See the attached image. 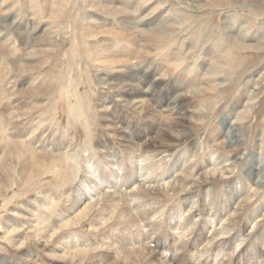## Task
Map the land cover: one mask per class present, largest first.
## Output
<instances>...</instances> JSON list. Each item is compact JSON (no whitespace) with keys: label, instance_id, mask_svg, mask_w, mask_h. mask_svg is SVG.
<instances>
[{"label":"rangeland","instance_id":"374dc122","mask_svg":"<svg viewBox=\"0 0 264 264\" xmlns=\"http://www.w3.org/2000/svg\"><path fill=\"white\" fill-rule=\"evenodd\" d=\"M9 1L10 2L7 3L8 0H0V134L2 135V129L4 128L3 130L7 131L3 136L4 141L10 144L12 143L20 145V148H22L26 152L57 156L58 164L62 165L61 173L63 174V178L71 177V179L69 178L70 180L65 182L63 186L56 184L59 187H56L55 185L53 188H51L54 194L56 192L55 189H57V191H62L63 194L69 189L72 190L71 187H73V184H75V182L78 181L79 178H86L87 176L86 173L81 172V168L79 166H75L76 164H74V162L67 157V155L69 154L68 152H70L71 150L78 151L79 147L85 145V142L92 145L94 140H99L102 143L107 142L105 145H107L109 149L112 148L113 150L115 148L114 150H117L115 141H117L116 137L118 133L127 134L131 139L134 138V132H131L129 130L125 131L123 127H121V124L117 123V113L119 116L123 115L124 119L127 121L135 119L137 120L138 117H141L142 122L150 121L151 124L154 121V117H158L159 123H168L172 121V119L167 117L168 114H165L166 107L160 104V98H150L146 95H142L139 97L137 96V100H140V105L137 107H147L148 109V112L142 111L138 114L137 111L133 112V110L126 109L127 102L124 97H122V95L117 92L110 93L108 92L107 88H103V82H106V80L112 81L113 78L111 75L104 76L101 74H106L107 72L104 65L95 64L100 66L98 68H95L93 64L88 63V55L90 54V51L94 49V46H96L95 39L85 37L86 34L83 31H79L81 26L80 24H82L81 17L84 18L86 16V12L91 11L89 9L84 12V4L86 3L85 0L82 3L79 2L80 0H72L71 3H63V5L65 4L64 7L62 5L64 10L62 9V7L60 8V6L58 7L57 5V8H60V11L54 9L56 8V5L54 6V4L56 3L55 0H51L50 2H45V0H15L16 2L14 0ZM121 1L122 4L119 5L123 6V2H127L129 0ZM154 1L155 0H151L152 3ZM194 1H196L197 4L203 6H201L203 8V13L199 17L194 16V18H188L187 21L193 28L197 27V29H200L202 34V31L204 29H210V34L212 35H210L209 41L215 40L220 35V29L222 25H224L225 22H232V20L233 22L237 21L236 24L238 25L242 22L244 26H250L253 31H258V35H253L255 36V40L247 42V44L250 45V49L247 51H240L238 57L236 58L238 63H242V68L237 70V61H234L235 66L232 68L233 72H230V69L226 68L225 72L226 74H229L231 80L226 83L220 82V91H216L211 94H205L193 90L196 93L188 96L187 106L195 105L197 108L198 105L197 111L188 113V120H186V123L184 124L189 134V139L187 138L186 140H184V142L177 145L178 147L176 146L175 150L173 149L171 152L161 153L154 151L153 154L150 153L151 155L146 154L145 156L150 159L154 158L152 161L156 160V164L161 165L158 169V173L167 174V177L164 178V180L162 179L161 181H158L159 183L155 184L156 186L154 187H157L159 185V187L162 188V186H164L169 191V193L167 192V196L170 194L167 199L172 198V201L176 199L177 201L174 202V204L176 205L179 202L180 204H178V206L184 207V209H181V213L183 216L181 217L180 221L182 222V220H184L186 216L193 215L192 227L193 229H195V231H197V234L199 233L198 236H200L202 240L201 245L199 246L200 249L198 248L197 250H201L203 247H221V250L223 251L220 253V256L216 258V261H221L224 262V264H227L228 258L224 257V255L222 254L229 250L231 237L234 235V233L233 231H230L231 234H226V236L216 235L215 239L212 240V235L216 231H218L221 226L226 225L228 217L226 216L227 214H222L220 223H218L216 219L209 222L199 221L197 216L195 217L193 214L194 211L198 209L199 205L200 199H198V197L200 193L198 194V192L203 191V193H207L210 191V189L212 190L216 187L220 188L223 195H218L217 199L218 201H220L219 203H221L220 205L222 207L226 206L230 202L231 205L236 208L239 207V201H241L242 199L244 200V198H249L247 199V205L249 206V211H247V213L249 217L246 216L235 227V230L239 231L240 233H242L243 231L245 232L243 235L245 238L243 236H240L238 237L237 241H233L235 243V246L237 245V243L241 245L236 248V250L234 251L235 253H233L231 257L234 258V264H255V262H257L258 264H264V256H257L256 253H253V249L248 250L251 251L249 252L248 257H245L244 255V249L248 244H251V238L254 233L256 231H260V229H262V232H264V185H262L258 190L254 186L251 187V184L246 180V182L242 183L244 180L243 179L242 182L239 183V186L236 187L234 191L230 192L228 191L227 185L224 183L229 179L240 177L242 175V167L244 166L245 162H247V160H249V158L252 156L251 152H253V156H255L254 159H260L261 163L264 165V74L262 75L263 78L261 79L258 86V96L253 112L245 119H238L236 121V123H238L237 128L239 130V141L236 144L225 148L224 146H220L217 144V141L221 142L223 140L220 137L219 140H217L219 134L210 136L209 133H207L210 127L212 128L213 125H218L217 123L220 122L219 120L229 115L231 105L234 101H236L238 96L241 99L242 93L238 94L237 96V90H239V88L243 84L248 82V85H245L246 90L244 89L243 91V93L247 94V91L250 89V87H253L255 84L254 76L256 75V72L258 73L261 66L264 67V0H191V2ZM168 3H170L168 2V0L164 3L166 4V7L169 6ZM175 8L176 7L171 9L173 15H175L176 13L174 12ZM55 10L57 11V18H54L55 20L50 19L49 15H54L53 12ZM162 10L163 9L157 10L155 13L151 14V19L153 18V16H155L154 14L162 13ZM232 13L234 15H232ZM91 14L93 17V13ZM164 14L168 16L167 13ZM96 19L97 17H94L92 20ZM131 20L135 22V25L139 21V19H134V17ZM249 21L251 23H249ZM175 24H178V22H176ZM233 28H236V25ZM79 33L80 35H77ZM75 37L77 38L75 39ZM183 37L185 36L181 35L179 38L174 39L180 42L179 40H181ZM109 40L110 38L106 40L104 44H106L112 52H115L118 49V52L116 51L115 53H117L119 56L123 54L122 50L127 49V51H132L131 47H125L123 44H121V42H110ZM185 41L188 42V40ZM227 41L229 42V40ZM197 46L199 47L200 43H197ZM172 47L176 48V46L174 45ZM75 49L77 51V54L74 51ZM135 49L138 51L135 52V57L140 58V60L142 61L146 60L150 63L152 62L153 67L147 71L153 72L155 74L157 71L156 69L159 68L162 75L167 74V76L164 78V81L162 83H159L160 89L164 88L166 86V83L171 84L174 79L180 80L188 77L187 72L190 71V69L192 68L191 66H193V58L189 56L184 64H182L181 67L176 70L174 68V65H172L170 62H166L165 59L162 60V57L170 51L167 48H165L164 52H168H165V54L163 55L159 54L158 51L154 49L153 53H150V55H148L147 57L145 51L138 47ZM138 49L142 50L143 53L141 51L139 52ZM172 50L173 49H171V51ZM79 51L81 52V54ZM198 51L199 50H197V52ZM78 55H80V57L82 58L84 57L87 59L84 60L83 58V60H81L82 58L80 59ZM130 56L131 55L126 56L127 58L120 57L117 63H119L123 58L122 60H126L127 63L129 62V68L131 66L134 68V64L136 65V63L134 62L135 57ZM76 59H78V61H76ZM126 62L120 63L118 65L120 66L121 64H127ZM135 67L136 68L134 71L136 72V70H138L139 68L137 67V65ZM120 69L123 70L122 68ZM96 72L98 74H96ZM117 75L118 74H113V77H116ZM101 78H103V82L99 81L101 80ZM125 79V77H120V80L122 82H124ZM68 81H71V85ZM77 83H80V86H78ZM74 84L77 88L74 87ZM61 85L65 87H62ZM73 87L77 89V96L80 97L82 101H86L89 103L88 107H85L84 111L88 116V125H90L92 129L86 128L87 126L86 124H84V122H75L71 119V117L67 115V113L65 114L66 100L64 98L62 100L61 98H59L61 95L60 90L66 95H69L73 92ZM78 89L83 90L78 91ZM69 90L72 91L70 92ZM238 93H240V90ZM137 100L132 99L131 103L134 104ZM102 102H104V104H102ZM149 104L150 107L153 105V107H151V110L149 109ZM52 105H54L56 111H52ZM199 105L203 107L199 108ZM129 108H132V106H130ZM55 112L57 113V115H55ZM159 112L160 117L158 116ZM108 115L114 117V121L117 127L115 131H112L109 121L104 120ZM53 116L55 117V119H52ZM232 116L233 119L235 117H243L239 115V110L235 111V113H232ZM18 130L22 132H24L25 130L24 133H26L27 137L20 139ZM55 142H57V144ZM51 144L54 147L51 146ZM60 145H64L67 148L63 150L56 148ZM179 153L180 155L183 154V156L181 157L182 166L180 168L171 167L170 165L172 161ZM83 155L86 156V154ZM136 155H138V153H136ZM24 157L26 158V156ZM2 159L4 160L5 158L4 151H2V145L0 144V173H4L6 171L5 168H13L15 171L12 175L15 180V176L17 174L16 165L10 164L5 160L2 161ZM61 159H64V163ZM235 159L237 161H235ZM210 160H218L219 163L218 165H216V167L213 168H209V166L204 167L203 164H205L206 161ZM38 161H40V159L35 160V162L33 161L34 166H36L37 168H39L36 165ZM139 163L140 162H138V164ZM140 164L145 165L147 164V162H142ZM70 167H72V171H70ZM199 167L204 171L200 170L202 172H199L197 175L196 171ZM187 169L191 173H193V176L190 177L188 174H182ZM186 175L187 177H185ZM181 178H185L187 180H184V186L182 185V183L181 185L179 183V181L182 180ZM142 180H144V178ZM34 182L35 179L31 183L34 184ZM171 182L177 189L175 191L172 190L173 192L171 191L169 185L171 184ZM178 184L181 186V188ZM194 184L198 186L200 185L199 188H195ZM243 184H246V193H244L243 197L236 198L235 194L241 193L238 191H240V186L242 187ZM13 185L14 186H12V188H10L9 191L5 193L6 197L3 199L4 201L0 199V264H66L64 263L63 258V260L59 258L61 256L59 252L60 248H58L57 245L56 247L53 244L52 237L50 238V234L46 237L47 239L35 235V230L37 231V228L42 230L45 225L49 224L50 220H52V217L47 218L46 224L37 226V219L36 217H33L34 213H32V215L27 213L29 212V208H31L30 204H32V198L40 197L42 191H46L49 185L45 184L46 187L43 186L37 190L34 189L33 191L32 189H27L24 194L20 182L14 181ZM147 185L148 184L145 185L146 188H148ZM2 186L3 185L0 175V188H2ZM152 187L153 186H151V188ZM105 189V191L108 193L114 192L110 188ZM135 189L136 188H134L133 190ZM179 189H182L183 191L178 193ZM124 191L126 190L122 189V194L124 193ZM128 192L129 191H127V193ZM230 194H232V198L230 197ZM97 198L98 195L96 192H94L92 195V201ZM206 199L209 200L208 198ZM9 200L10 204L7 203V201ZM139 202V204H142L143 201L140 199ZM245 204L246 203L242 204L241 206H245ZM256 206L257 208H255ZM133 213L137 217V214H135V212ZM161 213L162 209L159 208L158 213L155 214L154 219H150V223L153 222L155 218L160 216ZM192 227L189 226L188 231H190ZM139 229L143 232V238L144 242H146V246L151 249L157 247L155 246V243L153 241L156 239L159 233L163 234V239L160 238V241L166 246H171L173 242L175 244H180V242L182 243L183 241L186 242V240L189 242V240L192 239V236L191 238L190 236H188L185 237V239L177 238L176 241H174L173 237L171 236H175L176 230H169L161 224L157 226V229L160 231L155 232V234H152L154 229L148 228V226H146L143 221H140ZM82 230L84 232L91 231L86 230L85 227L84 229H81V231ZM91 232L89 233V235H95V233L97 234V231H95V233ZM89 235L88 237L82 236L83 238L77 239L75 241L78 244H81L84 240L85 242H87L91 239L94 244L98 243V248H96V250L98 251L96 252V250H93L96 254H90L89 251L87 253L88 255L86 254V256L88 257H86L84 262H81V264H89V262H92L91 264H96L98 263V259H101L99 257V254L102 253L100 256L108 252L110 254V251H108L104 245H101V247H99V245L101 244V238L99 236H90L91 238L88 239ZM262 237L264 238V235ZM263 240L264 239H261V241ZM49 242L52 244L50 245ZM66 242H69V239H67ZM85 242L83 245H86ZM109 243L110 242H107V244ZM60 244L62 245L63 242ZM44 246H46V249ZM259 246L261 245H258V243H256V248ZM87 247L89 246L87 245ZM135 248L139 251L147 252V249H141L138 245H135ZM260 248L264 250V243ZM86 249L90 250L91 248L89 247ZM166 254L167 253H164L162 256V258L166 257L164 260H168V262L166 261L164 262V264H185V261L192 263L194 261V259H188L186 257L184 259L181 253L178 252L173 254L174 259L178 258V261L175 259L176 263L174 261L169 262L170 255ZM50 255L55 256V258L51 257ZM206 256L208 258V261H210H207V264H212V253L211 255L209 253V255ZM92 257H94L95 259H93ZM86 259L88 261H86ZM99 261L101 262L102 260ZM246 261L247 263H245Z\"/></svg>","mask_w":264,"mask_h":264},{"label":"bare ground","instance_id":"6f19581e","mask_svg":"<svg viewBox=\"0 0 264 264\" xmlns=\"http://www.w3.org/2000/svg\"><path fill=\"white\" fill-rule=\"evenodd\" d=\"M50 1L51 0H45V2ZM55 1L56 3L54 4V6L56 5V8L54 9L59 10L62 7L63 3H71L72 0ZM83 1L84 0H80L79 2L82 3ZM85 1L86 3L84 4V12L90 9L91 11H93L90 12L93 13L94 16L92 17V14L90 12H86V16L84 18L81 17L82 24H80L81 26L79 31H83L86 34L85 37L95 39L96 46H94V51L91 50L90 54L88 53V63L93 64L95 68L100 67L99 65L95 64L104 65L107 72L105 71L106 74H101L104 76L111 75L113 78L112 81L106 80V82L103 80V78H101V80L99 81H104L103 88H107L108 92L110 93L117 92L122 95V97H124L127 102L126 109L133 110V112L137 111L138 114L142 111L148 112L147 107H137L140 105V100H137L139 96L146 95L150 98H160V104L166 107L165 114H168L167 117L172 119V121L168 123H159L158 117H154V121L152 122V124L150 121L142 122L141 117H138L137 120L135 119L127 121L124 119L123 115L119 116L117 113V123L121 124V127H123L125 131L129 130L131 132H134V138L131 139L127 134L118 133L116 137L117 141H115L117 150H114L115 148L113 150L112 148L109 149V147L105 145L107 143L106 141H104L106 143H102L99 140H94L92 145L85 142V145L79 147L78 151L71 150L70 152H68L69 154L66 152L68 154L67 157L70 158L74 162V164H76L75 166H79L81 168V172L86 173L87 176L86 178H79V180L76 181L75 184H73V187H71L72 190L69 189L68 191L64 192V194L62 193V191H57V189H55L56 192L54 194L51 189L56 184L63 186L65 182L71 179V177L63 178V174L61 173L62 165L58 164L57 156L50 154H34V152L29 153L20 148V145L5 142L3 136L7 131L3 130V128L2 135L0 134V144L2 145V151H4V160L10 164L16 165L17 174L15 176L16 179L14 180L12 174L15 170L13 168H5L6 171L2 174L0 173L1 182L3 185L2 188H0V199L3 200L6 197L5 193L8 192L9 189L12 188V186H14V181H18L21 183L23 194L27 191V189H32L33 191L34 189L37 190L43 186L46 187L45 184L49 185L46 191H42L40 197L32 198L31 201L33 205L30 204L31 208H29V212H25L31 215L32 213H34L33 217H36L37 219V226L46 224L47 218L52 217V220H50L49 224L45 225L42 230L38 228L37 231L35 230V235H38L41 238H46L50 234V238L52 237L53 244L55 246L57 245L58 248H60V251L58 250L61 255L59 258H63L64 263L66 264H81V262H84L85 258L88 257L86 256V254L89 251L90 254H96L93 250H96V248H98V243L94 244V242L91 241L90 236H99L101 238V244L99 245V247H101V245H104L106 249L110 251V254L109 252L102 256H100L102 253L99 254V257L101 259H98V263L96 264H164V262H168V260H164L166 257L162 258L164 253L170 255L169 262L174 261L176 263V260L178 258H175V260L173 254L178 252L181 253L184 259L185 257L188 259H194L193 263L185 261V264H207L208 258L206 255H209V253L210 255L212 253V264H224V262L216 261V258H218L220 256V253L223 251L221 250V247H203L201 250H197L201 245L202 240L201 237L198 236L199 233L197 234V231H195V229H193L192 227L193 215L186 216L185 219L182 220V222L180 221L181 217L183 216L181 213V209H184V207L178 206V204H180L179 202L175 205L174 202L177 201L176 199L173 201L172 198L167 199L170 194L167 196V192L169 193V191L164 186L161 185L162 188H160L159 185L157 187H154L156 186L155 184L159 183L158 181H161L162 179L164 180V178L167 177V174L158 173V169L161 165H157L156 160L152 161L154 158L150 159L145 155L150 153L153 154L154 151L161 153L171 152L173 149L175 150V147L177 145L184 142V140L188 138L189 134L184 124L186 123V120H188V113L198 110V105L197 108L195 105L187 106L188 96L196 93L197 91L205 94H211L213 92L220 91V82L226 83L231 80L229 74H226L225 72L226 68H229L230 72L233 70L232 68L235 66L234 61H237L236 58L238 57L240 51H247L250 49V45H248L247 42L255 40V36L258 35V31H253L250 26H244L242 22L238 25L236 24L237 21L233 22L232 20V22H225L226 24L224 23V25H222V30L220 29V35L215 40L209 41V37L210 35H212L210 34V29H204L202 31V34L200 29H197V27L193 28L187 21L188 18H194V16L199 17L203 13V6L197 4L196 1L191 2V0H168V2H170L168 3L170 7H166V4H164L167 0H155L153 3L151 2V0H129L127 2L124 1L123 6H120L122 4L121 0ZM9 2L10 1L8 0L7 3ZM57 5L58 7L60 6V8H57ZM174 7H176L174 9V12H176L175 15H173L171 11V9ZM159 8L163 9V12L154 14L155 16H153L152 20V16L150 15L155 13L157 10H161ZM56 10L54 12L52 11L54 15H49L50 19L57 18ZM164 13H167L168 16ZM232 15L234 14L232 13ZM94 17H97V19L92 20ZM133 17L134 19H139L136 25L134 24L135 22L131 20ZM176 22H178V24H175ZM249 23L251 22L249 21ZM235 25L236 28H233ZM80 33L77 35H80ZM179 33L185 36L181 40H179L180 42L174 39L181 36ZM108 37L110 38V42H121V44H123L125 47H131L132 51H127V49L122 50L123 54H121L120 56L115 53L118 49L115 52H112L108 48V46L104 44L106 40L109 39ZM76 38L77 37H75V39ZM185 40H188V42H186ZM227 40H229V42ZM197 43H200L199 47L197 46ZM173 45L176 46V48H173ZM137 47L145 51V53L147 54L146 57L150 55V53H153L154 49L158 51L159 54L163 55L165 54V52H168H164L165 48H167L170 51L162 57V60L165 59L166 62H170L172 65H174V68L176 70H178V68L181 67L182 64H184L189 56H191L193 58V66H191L192 68L187 72L188 77L180 80L174 79L171 84L166 83V86L160 89L159 83H162L164 81V78L167 76V74L162 75L159 68L156 69L157 71L155 74L153 72L147 71L153 67V64L152 62L150 63L146 60L142 61L140 60V58L135 57V52L137 51L135 48ZM76 49L74 50L75 53L77 52ZM171 49L173 50L171 51ZM142 50H139V52H142ZM197 50H199V53L197 52ZM129 55L135 57L134 62L139 68L138 70H136V72L134 71L136 65L134 64V68L132 66L129 68V62L127 63L126 60H122L123 58L119 63H117L120 57H126ZM78 56L80 59L82 58L80 57V55ZM83 58L81 60H83ZM85 59L87 58H84V60ZM76 61H78V59H76ZM125 62L127 64H121L120 66L118 65ZM236 63L237 70L242 68L241 62L238 63L237 61ZM120 68H122L123 70H121ZM96 74L98 73L96 72ZM113 74L118 75L116 77H113ZM263 74L264 67L261 66L258 73L256 72V75L254 76V86L250 87L246 94L243 93V91L245 89V85H248V82L243 84L239 88L240 93H238L239 90H237L238 92H236L237 96L238 94L242 93L241 99L239 96L238 98L236 97V101H234L231 105L229 115L219 120L220 122L217 123L219 126L213 125L212 128L210 127V129L208 130L207 133H209L210 136L219 134L217 140H219V137L223 139L221 142L217 141L218 145L228 148L239 141V130L237 128L238 123H236V121L238 119H245L253 112L258 96V86L261 79L263 78ZM121 76L126 78L124 82L120 80ZM70 82L69 84L71 85ZM75 84L74 87L77 88ZM79 84L78 86H80ZM75 88L73 89V92L70 93L71 95H66L60 90L61 95L60 97H58L61 98V100L63 98L66 100L65 114L67 113V115L71 117V119L75 122H84V124H86L87 126L86 128L90 129L91 127L90 125H88L87 121L88 116L84 111L85 107H88L89 103L86 101H82V99L77 96V89ZM79 90L83 89H78V91ZM193 90H195L196 92H194ZM132 99H136V103L132 104ZM102 104H104V102H102ZM54 105H52V111H56ZM130 106H132V108H129ZM151 107H153V105ZM151 107L149 104L150 110L152 109ZM200 107L203 106L199 105V108ZM237 110H239V115L243 117L240 116L241 118L235 117L233 119L232 117L234 116V114L232 116V113H235V111ZM55 115H57L56 112ZM158 116L160 117V112ZM53 118L55 119L54 116L52 117V119ZM104 120L109 121L112 131H115L117 129L113 116L108 115ZM24 132L18 130L20 139L27 137L26 133ZM55 143L57 144V142ZM51 146L53 145L51 144ZM56 148L63 150L67 147L64 145H60ZM136 153H138V155H136ZM251 153L252 156L249 158V160H247V162H245L244 166L242 167V175L240 177L229 179L224 182L228 187V191H234L243 179L244 180L242 183L247 181L251 184V187L254 186L258 190L262 185H264V165L261 163L260 159H254L255 156H253V152ZM83 154H86V156H84ZM24 156H26L28 161ZM182 156L183 154H177L170 166L174 168H180L182 166ZM37 159H40V161L36 163L39 168H37L33 164V161L35 162V160ZM4 160L2 159V161ZM61 160L64 163V159ZM235 161L237 160L235 159ZM138 162H147V164H138ZM218 163V160H210L206 161L203 166H209V168H213L216 167ZM200 170H202V168L199 167L196 171L197 175L199 172L204 171ZM70 171H72V167H70ZM182 174H188L190 177L193 176V173H191L188 169ZM185 177H187V175ZM141 178H144V180H142ZM34 179L35 182L34 184H32L31 182H33ZM184 180L187 181L185 178L179 181L180 185L181 183L183 185ZM146 184H148V188H146ZM150 185L154 188H151ZM169 185L171 191L177 190L172 182ZM245 185L246 184H243L242 187L240 186V191L238 192L241 193L235 194L236 198L243 197L244 193H246ZM199 186L194 184L195 188H199ZM56 187L59 186L56 185ZM105 188H110L114 192L108 193L105 191ZM134 188L136 189L133 190ZM122 189L126 190L123 194L121 192ZM127 191L129 192L127 193ZM182 191V189H179L178 193ZM94 192L97 193L98 198L92 201V195ZM198 194V199H200L199 205L198 209L194 211L193 214L195 217L197 216L199 221L209 222L216 219L218 223H220L222 214H227L226 216L228 217V220H225L226 225L221 226L219 230L214 234L212 232V240L215 239L216 235L226 236V234H229L230 231H233L234 235L231 237L229 250H227V252L222 255L228 258L227 264H234V258H232L231 256L233 255V253H235L234 251L236 250V248L241 244L237 243V245L235 246V243L233 241H237L238 237L243 236L245 233L244 231L240 233L239 231L235 230V227L246 216L249 217L247 213V211H249L247 199L249 198H244V200L242 199L241 201H239V207L234 208L230 202L223 207L220 205L221 203H219L220 201H218L217 197L218 195L222 196L223 194L222 190H220V188L218 187L212 190L210 189V191L207 193H203L202 191L198 192ZM230 197L232 198V194H230ZM206 198H208L209 200H207ZM140 199L143 201L142 204H139ZM7 203L10 204V200L7 201ZM244 203H246L245 206H241ZM159 208L162 209V213L160 214V216H156L157 218H155V220L150 223V219H154L155 214L158 213ZM255 208H257V206ZM133 212L137 214V217ZM140 221H143L145 225L148 226V228L154 229L152 234L160 231L157 229V226L161 224L169 230H176L175 236H171L173 237L174 241H176L177 238L185 239V237L188 236H190V238L192 236V239H190L189 242L187 240L186 242H180V244H175L173 242L171 246H166L160 241L161 239H163V234L159 233L156 239L153 241L155 243V246L157 247L151 249L147 247L145 244L146 242H144L143 232L139 229ZM189 226L192 227L190 231H188ZM84 227L88 231H93H90L91 233H95V231H97V234L95 233V235H89L90 232H84L83 230L81 231V229H84ZM262 231L263 230L260 229V231H256L252 236L250 242L251 244H248L244 249L245 257H248L249 252H251L248 251L250 249H253V253H256L257 256H264V250L260 248L264 243V240L261 241V239H264L262 237L264 235V232ZM88 235V239L90 240L87 242H85L84 240L81 244H78L75 241L83 237H88ZM67 239H69V242H66ZM62 242L63 244L61 245L60 243ZM84 242L86 245H83ZM107 242L110 243L107 244ZM255 242L261 246L256 248ZM51 244L52 243H50V245ZM87 245L91 248L90 250L86 249L89 248L87 247ZM135 245H138L141 249H147V252L139 251L135 248ZM44 247L46 249V246ZM97 251L98 250H96V252ZM51 257L55 258V256ZM92 258L95 259L94 257ZM99 260L102 261L100 262ZM86 261L88 260L86 259ZM91 263L92 262H89V264ZM245 263H247V261ZM255 264L258 263L255 262Z\"/></svg>","mask_w":264,"mask_h":264}]
</instances>
